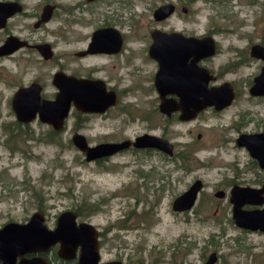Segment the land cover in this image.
<instances>
[{
    "label": "flooded vegetation",
    "instance_id": "obj_1",
    "mask_svg": "<svg viewBox=\"0 0 264 264\" xmlns=\"http://www.w3.org/2000/svg\"><path fill=\"white\" fill-rule=\"evenodd\" d=\"M107 1L77 2L73 6L77 11L75 15L70 12L56 13L62 6L61 1L37 0L31 6L29 0H0V4L10 5L7 10L0 6V18L5 16L3 24L0 20V46L6 44L7 50L6 54H0V60L9 63V67L5 66L7 85L11 87L9 101L17 89L29 85L38 90L40 102L53 100L57 92L55 82L63 83L65 76L89 81V112L76 111L70 102L67 116L58 130L39 121L37 114L31 120L22 122L14 117L16 123L28 128L32 127V123L45 125L48 130L40 132L37 137L50 138L48 136L54 132L56 135L70 134V139L72 134H82L88 129L89 138L113 139L111 136L122 134L120 141L89 143V146L134 141L142 135L166 140L172 147L169 152L130 145L89 162L105 165L104 161L108 162L127 151L153 158L155 162L152 164L138 165H146L151 170L159 168L163 172L152 175L150 179L136 174L142 178L143 184L150 180V189L140 191L139 184L138 194L129 197L136 202L141 201L138 195H144L146 201L150 199V209L156 220L160 215L157 203L168 201L171 208L172 201L196 180L199 182L191 208L181 212L188 215L199 201L210 203L212 211L194 212L200 224L198 229L205 230L207 236L199 246L198 238L190 237L188 229L183 231L182 242H175L169 248V254L177 256L178 261L162 260L161 264H191V259L195 258L196 264H233L228 257L238 251L244 252L247 257L248 251L239 248L241 236H264V232L237 226L232 217V200L243 202L240 206L243 211L262 209L264 206V171L242 144L247 137L264 134V93L253 92L258 85L255 79L264 70V36L250 39L241 35H218L215 38L203 30L199 33L195 25L187 22L186 17L190 14L187 4L177 0H117L127 10L126 15H103L95 11V7ZM252 2L249 0L247 3ZM112 5L116 6L115 3ZM137 5L147 11L144 32L127 34L134 31L133 24L126 25L127 31L122 30L128 18L144 14L134 11ZM162 6H166L163 11H157ZM57 19L59 23L50 24ZM72 23L81 24L79 26H84L85 31L66 37L65 34L73 27ZM156 32H177L180 36H169L165 43L162 36L154 35L153 38L152 34ZM207 36L211 37L215 48L210 55L201 51L205 48ZM78 43L80 46H77ZM3 65L0 63V66ZM56 73H61V76L55 80ZM115 121L117 127L114 126ZM126 121L136 123L135 127L127 131ZM179 131L186 133L188 139L177 142L173 137ZM176 145L180 150L177 153L174 152ZM175 159L181 169L188 171H192L193 166H197L198 170H212L216 165L221 168L219 177L209 188L204 180L195 176L187 187L174 193L166 171ZM94 209L90 205L89 213H94ZM65 211L69 212L61 221L56 241L45 251L17 255L15 262L38 256L44 258L47 264H78L80 255L84 251L89 253V228L79 227L80 223H87L96 234L97 264L115 261L122 264L119 259L106 260L102 257L100 248L108 239L102 229L98 230L87 220H79L83 211L87 213L84 208L80 206L61 212ZM35 212L41 213L42 224L48 230L55 229L61 212L49 222V226L45 224L43 212ZM185 221L188 222V218ZM221 222L224 229L208 226H217ZM223 248L229 252H223ZM191 254L195 257L188 258Z\"/></svg>",
    "mask_w": 264,
    "mask_h": 264
},
{
    "label": "rangeland",
    "instance_id": "obj_2",
    "mask_svg": "<svg viewBox=\"0 0 264 264\" xmlns=\"http://www.w3.org/2000/svg\"><path fill=\"white\" fill-rule=\"evenodd\" d=\"M36 1L29 0V4L32 6ZM55 1H61L62 4L56 13L70 12L75 15L77 11L73 9L74 4L82 2ZM248 1L189 0L188 3L187 0H177L178 3L187 4L190 9V14L186 17L187 22L195 25L199 33L203 30L215 38H218V35H241L255 39L257 36H264V0H253L252 4H248ZM113 3L116 6H113ZM95 8L96 12L103 15L127 14L125 7L117 0H109ZM134 11L144 14L129 17L122 30L127 31L126 25L133 24L134 31L127 34H142L143 26L147 22V11L140 5H137ZM82 17L84 21L85 12ZM65 18L67 17L62 19L67 20ZM73 19L79 20V23L83 22L78 18ZM93 19L97 20L96 14ZM57 22H60L59 19L50 24ZM79 23H72L71 31L65 36L70 37L85 31V27L79 26ZM77 46H80L79 43ZM0 63L4 64L0 66V226L6 222L22 223L37 210L43 212L45 224L49 226V222L53 221L59 212L80 206L89 208L91 205L95 212L85 214L83 211L79 220H87L98 230H103L108 241L105 240L100 249L102 257L106 260L119 259L122 264H161L162 260L169 259L177 262L178 257L169 252L175 242H182L181 233L187 229L190 237L198 238L197 244L202 246V239L207 236V232L198 229L200 224L195 219L194 212L212 211L213 206L210 203L199 201L188 215L186 212H173L168 201L157 203L160 215L156 220L154 212L150 209V199L146 201L144 195H138L141 201L136 202L134 198L129 197L138 194L139 184L140 191L150 189V180L143 184L142 178L136 174L145 175L150 179L152 175L163 172L159 168L151 170L146 165H138L152 164L155 162L153 158L127 151L108 162L104 161L105 165H102L86 162L83 155L71 144L70 134L48 136L56 142L48 141L47 137H37V134L46 132L48 128L37 123H32L29 128L16 123L8 99L11 87L7 85L6 67H9V63L7 60H0ZM134 125L136 123L126 121L127 131ZM114 126H118L117 121ZM82 134L86 135L85 138L90 144L120 141L122 138V134L111 136L113 139L89 138V129L83 130ZM173 138L181 142L187 140L188 135L179 131ZM179 151V146L176 145L174 152ZM176 156L178 157V154ZM243 159H246L245 155ZM168 168L166 172L174 193L182 187H187L195 176L204 180L210 188L221 170L213 165L212 170H198L197 166H193L192 171H188L181 169L176 159ZM186 218L188 222L185 221ZM208 226L224 229L223 222L217 226ZM165 248H168L167 251ZM239 248L248 251L247 257L244 252L238 251L228 257L231 263L264 264L263 235H242ZM223 252L229 251L223 248ZM193 257L195 255L191 254L188 258ZM196 262V258L191 259V264Z\"/></svg>",
    "mask_w": 264,
    "mask_h": 264
},
{
    "label": "water",
    "instance_id": "obj_3",
    "mask_svg": "<svg viewBox=\"0 0 264 264\" xmlns=\"http://www.w3.org/2000/svg\"><path fill=\"white\" fill-rule=\"evenodd\" d=\"M5 10L10 5L8 3L0 4ZM169 6V5H167ZM166 6L159 7L157 11ZM156 13V10H155ZM154 13V15H155ZM5 16H1V24H3ZM159 35L164 37L166 43L169 36L179 38L177 32L162 33L156 32L152 36ZM182 41V39L180 37ZM194 42V40H190ZM214 44L211 37L205 39V55H210L214 51ZM151 50V49H150ZM6 44L0 46V54H6ZM61 76V73L54 74L55 80ZM208 77V76H207ZM64 81L60 84L55 82L57 92L53 100H39V92L33 85L21 87L17 89L10 101V108L18 122L31 120L35 114L39 121L51 125L54 130H58L67 116L69 104L72 102L74 109L81 113L89 112V81L81 78L65 76ZM258 84L254 87V93H264V70L255 79ZM32 89V90H31ZM231 98V97H230ZM229 99V98H226ZM70 142L84 157L86 162L90 160L106 157L114 152L125 149L128 146L134 147H153L169 152L171 145L164 139L155 136L142 135L134 139V141L123 140L115 143H101L94 146H89L85 137L80 133L72 134ZM242 144L247 148L249 155L256 160L259 167L264 171V134L253 135L243 139ZM198 181L196 180L183 194L172 201L171 209L174 212H181L191 208L196 191L198 190ZM232 217L234 223L243 228L250 230H260L264 232V206L262 209L243 211L240 206L243 202H235L232 200ZM247 203L260 204V202L248 201ZM69 211L61 212L58 223L54 230H48L42 224V215L40 212H34L24 223L6 222L0 227V264H47L42 257L21 258L15 262V257L21 256L23 253L33 251H45L49 245L53 244L57 239L58 228L61 226V221ZM72 214V213H71ZM73 215V214H72ZM79 227L89 228V253L84 251L80 255L78 264H97V242L95 231L91 225L80 223ZM71 257V255H70ZM105 264H121L120 262H111Z\"/></svg>",
    "mask_w": 264,
    "mask_h": 264
},
{
    "label": "trees",
    "instance_id": "obj_4",
    "mask_svg": "<svg viewBox=\"0 0 264 264\" xmlns=\"http://www.w3.org/2000/svg\"><path fill=\"white\" fill-rule=\"evenodd\" d=\"M52 135H53V136H56V133L53 132ZM13 137H15V136H13ZM47 140L50 141V142H56V140L53 141V140H50V138H47ZM82 208H83V207H82ZM84 210H85L87 213H89V208H84Z\"/></svg>",
    "mask_w": 264,
    "mask_h": 264
}]
</instances>
